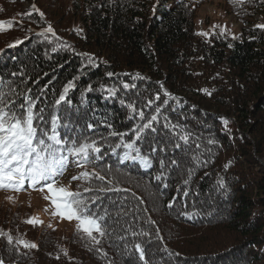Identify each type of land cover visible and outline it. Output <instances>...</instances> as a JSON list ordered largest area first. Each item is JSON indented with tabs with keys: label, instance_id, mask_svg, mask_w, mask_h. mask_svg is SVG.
<instances>
[{
	"label": "trees",
	"instance_id": "16d2710c",
	"mask_svg": "<svg viewBox=\"0 0 264 264\" xmlns=\"http://www.w3.org/2000/svg\"><path fill=\"white\" fill-rule=\"evenodd\" d=\"M207 2L159 0L157 4V0H115L110 5L108 0H37V7L45 13V19L40 20L36 14L30 19L20 15L30 7L11 12L7 6L9 0H0V21L17 22L11 30L0 32V49H6L0 53V76L7 78L11 72L25 68L27 76L40 80L39 84L28 83L34 94L53 77L52 87L61 90L68 80L79 76L77 90L69 93L74 105L79 106L71 117L72 122L84 126L93 119L95 111L97 119L107 116L121 131L130 128L136 120L127 119L128 110L121 106L120 99L135 98V92L139 91L146 102L159 90L156 82L161 81L165 89L179 98V103L169 101L166 114L198 133L202 148H212L214 162L199 168L190 186L182 183L186 170H175L169 175L167 189L152 179L159 170L158 163L144 170L131 161L118 164L114 155H106L98 162L116 165L130 174H115L119 186L131 190L118 194L129 197L125 211L136 207L131 193L145 201L140 207L147 208V212L136 213L140 220L133 223V229L143 228L151 233L152 243L146 245L150 264H264V31L254 30L252 26L258 15H264V6L257 2L254 6L246 3L241 8L224 0L226 11L243 24L239 39L206 40L194 33L198 32L195 23L198 10ZM49 23L62 38L56 42L57 46L67 41L70 49L60 48L52 53L53 45L37 35ZM25 37L30 39L18 47L7 48L13 40ZM228 43L233 47L229 48ZM84 53L97 57L99 67L89 66L81 71L86 60ZM108 71L117 75L109 78ZM45 72L49 75L44 76ZM125 73H140L149 79L136 81L137 89L125 93L122 81L133 82ZM89 84L95 90L87 94V104L81 106V96ZM101 85L114 86L120 91L105 100L102 98L105 93L99 91ZM205 88L215 89L212 96L199 91ZM163 99L161 94V103ZM52 100L53 93L49 91L39 106L45 107ZM73 111L64 105L60 114L67 117ZM221 117L230 121V131H224ZM96 132L107 134L104 128H97ZM210 137L222 147L208 145ZM192 149L186 157L188 166H192L191 157L196 154L194 143ZM229 161L231 167L225 171L224 165ZM70 168L60 181L70 171L77 170ZM221 178L226 181L227 192L217 187ZM185 187L190 191L186 199L182 191ZM0 193L15 192L0 190ZM173 195L177 203L169 210L167 203ZM181 213H189L191 218ZM29 217H33L32 211L24 205L0 203V229L39 245L38 250L21 248V252H27L21 258L5 251L6 241L0 238V256L5 264L14 261L18 264H108L109 261L141 264L133 245L149 239L127 234V248L124 241H117L119 247H108L106 243L108 256L101 257L85 248L77 228L65 232L43 224L33 227L25 223ZM149 217L155 225L147 223ZM157 227L163 243L156 238ZM117 235L126 234L118 228L114 240ZM61 249L68 251V257ZM57 256L60 258L56 259Z\"/></svg>",
	"mask_w": 264,
	"mask_h": 264
},
{
	"label": "snow or ice",
	"instance_id": "6c2138e0",
	"mask_svg": "<svg viewBox=\"0 0 264 264\" xmlns=\"http://www.w3.org/2000/svg\"><path fill=\"white\" fill-rule=\"evenodd\" d=\"M229 2L241 8L245 7L246 3L254 6L257 2L264 6V0H229ZM108 3L111 5L115 3V0H108ZM158 3L159 0H157ZM103 6L102 4L101 7ZM155 7L156 5H153V11ZM33 14L38 15L40 20L45 19V13L35 3H32L30 8L20 15L30 19ZM14 23L17 22L0 21V32L11 30ZM19 23L22 25V21ZM217 29H219L218 32ZM253 29L264 31V23L253 25ZM76 31L82 32L83 29ZM194 34L206 40L212 37L239 39L226 24L223 26L213 24L209 31L201 30ZM37 35L53 45L52 53H56L60 48L65 50L71 48L67 41L57 46L56 42L61 41L62 38L58 36L50 23ZM25 39H30V37L17 38L9 43L7 48L18 47L24 43ZM227 46L232 48L233 44L228 43ZM4 51L6 49H0V53ZM45 55H48L47 51ZM82 55L86 60L81 66V71L89 66L99 67L98 58L93 54L84 53ZM48 58L51 59L50 56ZM102 63L107 62L102 61ZM43 75L48 76L49 73L45 72ZM115 75L117 74L112 71L106 73L109 78ZM124 75H130L133 81L131 83L122 81L121 87L125 93L137 89L136 81L149 79L140 73H125ZM22 77L23 79H20ZM17 79L19 83H16ZM54 79L55 77L49 79L39 93L34 94V89L28 87V83L31 81L33 84H39L40 80L27 76L25 68L11 72L7 78L0 76V190L19 193L32 189L41 192L43 198L53 209V216L76 222L77 235L84 242L85 248L94 255L107 257L106 243L108 247H119L117 241H124V246L127 248V234L132 237H149L147 241L134 243L133 250L141 264H150L146 245L152 243L151 233L143 228L139 231L133 229V223L140 220V216L136 213L147 212V208L140 207L145 201L133 192L131 195L137 202L136 207L125 211L129 197L118 194L128 193L131 190L121 188L120 180L115 174H130L123 172L116 165L98 162L103 161L106 155H114L117 157L118 164L131 161L138 163L144 170L152 169L154 163H158L159 170L152 179L162 185L163 189H167L169 175L175 170H186L187 175L182 183L184 186H190L197 170L214 162L211 155L212 148H202L198 133L192 132L178 121L174 122L166 114L169 101L179 103V98L165 89L161 81L156 82L159 90L146 102L142 99L143 93L139 91L135 92V98L120 99L121 106L128 110L127 119L136 120L130 128L121 131L109 122L107 116L97 119L95 111H93V119L87 121L84 126L78 122L74 124L71 117L75 111L79 110V106L74 105L69 93L77 90L76 81L80 77L75 76L68 80L61 90L52 87ZM94 90L92 84L84 89L81 106L87 104V94ZM49 91L53 93V100L47 102L45 107H40L39 105L45 101ZM99 91L105 93L102 98L107 100L117 96L120 89L101 85ZM199 91L210 97L215 89L209 91L205 88ZM161 94L165 97L162 103ZM64 105L74 109L73 112L68 113L67 117L60 114ZM172 111L175 109L173 108ZM221 120L224 131H230L228 128L230 121L225 117H221ZM97 128L106 129L107 134L97 133ZM193 143L196 154L191 157L192 166H188L186 157L189 152L193 151ZM207 144L222 147L218 140L211 137L207 139ZM177 153L181 156L178 157ZM205 153L209 155L205 156ZM231 163L229 161L224 165L225 171L231 167ZM70 167H75L80 171L70 177L67 185L61 184L60 178ZM208 174L205 172V175ZM73 182H79L75 190L71 187ZM217 187L224 192L228 190L223 178L217 181ZM182 191L183 198L186 199L190 195L189 187L183 188ZM160 194L163 196L164 192L161 191ZM113 195L117 198L114 199ZM7 199L13 201L14 197L8 196ZM176 203L177 197L173 195L167 203V208L173 209ZM181 215L191 218L189 213H181ZM125 217L128 219L125 220ZM121 221L124 223L122 224ZM25 223L36 227L43 222L33 216L29 217ZM147 223L156 224L151 217L148 218ZM124 224L128 226L124 227ZM118 228L122 229L126 235H117L114 240L113 235ZM159 232L160 229L157 227L156 238L163 243V237L159 236ZM0 238L6 241L5 251L14 252L21 258L27 255V252H21V248L28 251L39 249L37 243L14 237L10 231L3 229H0ZM60 251L68 257L66 249ZM59 258V256L56 257V259ZM0 264H5L3 256H0ZM14 264H18V261H14ZM108 264H113V261H109Z\"/></svg>",
	"mask_w": 264,
	"mask_h": 264
},
{
	"label": "rangeland",
	"instance_id": "374dc122",
	"mask_svg": "<svg viewBox=\"0 0 264 264\" xmlns=\"http://www.w3.org/2000/svg\"><path fill=\"white\" fill-rule=\"evenodd\" d=\"M32 3L36 4L37 0H9L7 6L11 12L18 13L20 10L28 9ZM195 23L198 31H209L213 24L221 26L226 24L228 29L237 37L241 34L243 29V24H241L234 15L226 11L224 0H208V2L198 10ZM258 23H264V15H258L252 22V26ZM78 172V169L70 171L60 183L67 185L70 177ZM71 187L72 189L75 188V182L72 183ZM8 196H13L14 200L9 201L7 199ZM2 202L12 206L21 204L24 205V207L30 208L32 216L41 220L43 222L41 224L43 225L58 228L65 232H72L76 228L75 221L69 222L53 216V209L39 191L28 189L27 191H21L19 193H0V203Z\"/></svg>",
	"mask_w": 264,
	"mask_h": 264
}]
</instances>
